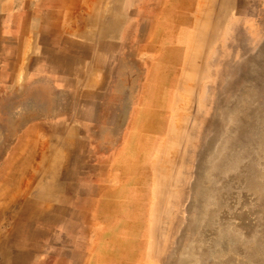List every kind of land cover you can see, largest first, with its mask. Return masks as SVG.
I'll list each match as a JSON object with an SVG mask.
<instances>
[{"label":"rangeland","instance_id":"374dc122","mask_svg":"<svg viewBox=\"0 0 264 264\" xmlns=\"http://www.w3.org/2000/svg\"><path fill=\"white\" fill-rule=\"evenodd\" d=\"M0 264H264V0H0Z\"/></svg>","mask_w":264,"mask_h":264},{"label":"crops","instance_id":"0c3cea01","mask_svg":"<svg viewBox=\"0 0 264 264\" xmlns=\"http://www.w3.org/2000/svg\"><path fill=\"white\" fill-rule=\"evenodd\" d=\"M60 33H62V34H63V32H60Z\"/></svg>","mask_w":264,"mask_h":264}]
</instances>
